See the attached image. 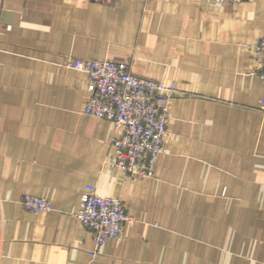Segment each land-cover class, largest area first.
Wrapping results in <instances>:
<instances>
[{"label": "crops", "instance_id": "crops-1", "mask_svg": "<svg viewBox=\"0 0 264 264\" xmlns=\"http://www.w3.org/2000/svg\"><path fill=\"white\" fill-rule=\"evenodd\" d=\"M262 35L264 0H0V264H264ZM73 58L174 84L152 176L109 164L122 130ZM89 184L133 217L94 256Z\"/></svg>", "mask_w": 264, "mask_h": 264}, {"label": "built area", "instance_id": "built-area-1", "mask_svg": "<svg viewBox=\"0 0 264 264\" xmlns=\"http://www.w3.org/2000/svg\"><path fill=\"white\" fill-rule=\"evenodd\" d=\"M253 48L259 61L258 75L264 83V35L256 40ZM69 65L82 70L87 77L89 95L83 112L106 118L115 128L122 130L113 138L114 158L109 164L126 177L152 176L164 148L169 118L167 103L175 91L174 84L135 74L124 60L73 58ZM261 104H264V97ZM22 203L33 212L50 208L45 197L33 194H24ZM75 216L92 233L95 244L89 252L92 256L109 238L119 239L124 224L133 222V217L126 213L118 197L99 194L90 184L80 194Z\"/></svg>", "mask_w": 264, "mask_h": 264}]
</instances>
